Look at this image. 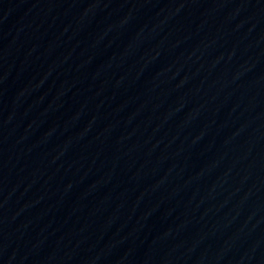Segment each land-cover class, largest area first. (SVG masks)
Segmentation results:
<instances>
[{
    "label": "water",
    "instance_id": "1",
    "mask_svg": "<svg viewBox=\"0 0 264 264\" xmlns=\"http://www.w3.org/2000/svg\"><path fill=\"white\" fill-rule=\"evenodd\" d=\"M0 264H264V0H0Z\"/></svg>",
    "mask_w": 264,
    "mask_h": 264
}]
</instances>
